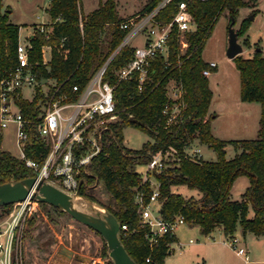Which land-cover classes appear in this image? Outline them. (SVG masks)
<instances>
[{
	"label": "trees",
	"instance_id": "1",
	"mask_svg": "<svg viewBox=\"0 0 264 264\" xmlns=\"http://www.w3.org/2000/svg\"><path fill=\"white\" fill-rule=\"evenodd\" d=\"M159 1L148 0L145 9L153 8ZM175 2L173 0L162 7L158 17L171 19L176 11ZM189 4L197 25L186 32V52L181 53L179 36L174 29L170 40L172 63L165 66L161 56L153 59L149 65L151 77L145 80L142 89H139L136 79L121 80L117 73L118 68L132 58L134 47L125 44L116 51L129 30L118 24L124 17L119 14L116 0H101L98 7L86 14L82 11L80 0H49L50 34L47 36L46 32L37 29L31 37V61L45 79H52L62 88L73 83L85 84L112 55L104 79L114 86L118 119L104 131L100 152L93 157L86 170H82L86 182L82 183L80 194L101 203L118 218L121 225H128V230L121 229V239L138 264H162L170 252L171 243L177 240L176 235L164 234L151 247L147 240L148 227L142 226L135 202L138 187H144L147 194L152 190L150 181L142 183L137 164L147 163L155 151L170 144L178 148V153L171 155L164 168L155 174L160 182L161 210L165 219L173 220L182 214L187 223L199 226L203 234H210L218 226L222 227L227 237L235 235L239 228L244 235L264 234V55L260 48L249 56L240 53L233 58L240 71L241 98L261 103L258 136L240 139L216 136L211 130L214 114L209 112V106L213 91L209 76L203 72L209 67V62L203 57V49L223 8L229 7L232 17H236L238 8L246 1L189 0ZM248 21L241 23L239 35L245 33ZM19 31L20 25L10 20V9H3L0 0V77L16 62ZM64 35L69 46L66 56L56 48ZM43 44L53 45L47 64L42 63ZM215 69L213 67L212 71ZM174 71L186 88V105L182 120L166 125L165 116L161 113L167 98L164 85L167 76ZM40 99L44 100L42 87L38 88L33 99L19 97L18 102L26 116H37L41 110ZM130 124L151 135V139L140 148L130 147L124 142L123 128ZM27 129V153L43 162L49 144L39 135L36 123H29ZM195 135L201 143L217 151L216 159L194 160L185 155L183 148ZM2 138L0 130V183L36 175L37 172L26 166L23 159L2 147ZM228 142L233 143L236 150L230 158L226 156L225 149ZM240 175L248 176L249 185L240 198H232L231 187ZM99 181H103L110 193L108 202H103L93 192ZM177 184L197 188L201 195L187 196L173 190ZM39 202L43 206L48 204ZM12 205L13 202L0 205V219L10 212ZM55 208L66 213L57 206ZM250 210L254 212L252 217L249 216ZM34 223L35 218L30 219L29 228ZM148 256H151L149 262L146 261ZM103 257L106 264H114L105 240Z\"/></svg>",
	"mask_w": 264,
	"mask_h": 264
},
{
	"label": "built area",
	"instance_id": "2",
	"mask_svg": "<svg viewBox=\"0 0 264 264\" xmlns=\"http://www.w3.org/2000/svg\"><path fill=\"white\" fill-rule=\"evenodd\" d=\"M171 1L173 0H160L153 8L124 17L118 22L120 27L129 30L116 51L125 44H131V39L139 32L143 37L142 43L131 44L134 47L132 58L117 70L121 80L136 79L139 89H142L145 80L151 77L149 65L153 59L161 56L164 58L165 66L172 63L170 40L173 30H177L181 53H185L188 47L186 32L197 25L189 0H176V11L171 19L159 18V10ZM51 28V22H43L35 27L25 41L20 40L19 36L16 62L0 77V126L15 124L16 143L19 147L17 156L23 159L26 166L37 172L36 176L72 194L74 199L85 198L80 194V187L86 182L81 172L86 170L93 157L100 152L104 131L109 128L111 122L118 119L114 86L104 79L112 55L85 84L73 83L67 88H62L61 84H55L52 79H45L30 59L31 37L35 31L40 29L49 36ZM56 48L63 55L68 54L67 36L60 38ZM47 49L50 50L48 58L45 57ZM52 49L51 44L42 45L43 64H47L50 60ZM208 62L209 67L203 70L206 75L217 66L216 60ZM45 83L47 87L45 90L42 89L44 100H39L41 110L37 116H26L22 105L18 102L19 97H26L24 87L32 86L35 89L33 95L27 97L33 99L38 88ZM164 88L167 98L162 104L161 113L165 116L167 125L182 120L183 108L186 105L184 97L186 88L175 71L167 76ZM29 123H36L39 135L49 144L43 162L27 153ZM183 151L191 159L203 158L201 145H192L190 138ZM177 153L178 148L173 144L155 151L146 163V170L141 172L142 183L150 181L152 190L147 194L144 187H138L135 191V202L138 204L141 224L148 227L147 240L151 247L162 235H175L177 227L186 223L182 214L173 220H167L162 216L160 182L155 176L164 168L166 160ZM38 203L39 200L31 197L15 201L11 211L0 220V264H20L22 258L20 249L25 226L31 213L37 210ZM121 229L128 230L129 227L127 224H122ZM225 243L246 260L248 259L247 249L241 236L235 234L228 237ZM146 261H151V256H148Z\"/></svg>",
	"mask_w": 264,
	"mask_h": 264
},
{
	"label": "rangeland",
	"instance_id": "3",
	"mask_svg": "<svg viewBox=\"0 0 264 264\" xmlns=\"http://www.w3.org/2000/svg\"><path fill=\"white\" fill-rule=\"evenodd\" d=\"M100 1L80 0L83 13L86 14L98 7ZM116 1L119 14L123 17L143 11L148 2V0ZM245 1L246 4L238 8L234 24L235 29L239 30L241 23L249 20L245 33L239 35V41L243 45L242 54L249 56L256 49L261 48L264 55V0ZM1 2L3 9H10V20L20 25L19 36L22 41L27 39L36 23L51 20L47 11L49 0H1ZM231 19V10L226 6L220 12L203 49L204 59L217 61L216 69L209 74L210 86L213 90L211 110L214 115H217L212 119V127L217 136L223 139L252 138L258 136L261 103L241 98L240 71L235 60L227 53ZM142 41L143 37L139 32L130 43L140 44ZM45 57H50L49 49L46 50ZM41 87L45 90L47 84ZM34 90L32 86H25L24 95L31 97ZM0 130L3 134L2 147L17 155L19 147L16 143L15 124L0 126ZM123 135L125 144L133 148H140L145 141L151 139V135L146 130L132 124L123 128ZM190 143L201 145L203 158H217V151L212 146L201 143L197 136L190 138ZM225 149L226 156L229 158L236 153L231 142L226 144ZM136 168L144 172L147 168L146 163L137 164ZM248 185L247 175L238 176L231 187L232 198H240ZM173 190L187 196L201 195L199 189L190 188L185 184L174 185ZM93 192L103 202H108L110 199V193L103 181H99ZM75 204L87 212H93V204L101 210L106 208L97 201L89 202L86 197L79 198ZM32 218H35V223L29 228L28 223ZM176 232L181 240L189 242L192 238L194 244L197 243L198 238H202L199 230L189 223L179 225ZM103 244L102 236L92 228L77 221L68 213L59 212L52 204L43 206L39 202L37 210L31 213L25 226L20 249L22 255L20 264H106L103 257Z\"/></svg>",
	"mask_w": 264,
	"mask_h": 264
},
{
	"label": "water",
	"instance_id": "4",
	"mask_svg": "<svg viewBox=\"0 0 264 264\" xmlns=\"http://www.w3.org/2000/svg\"><path fill=\"white\" fill-rule=\"evenodd\" d=\"M235 22L236 18L233 16L229 24V46L227 49L231 58L243 51L238 30L234 27ZM28 197L57 206L77 221L99 232L107 244L109 256L114 264H138L122 242L121 224L118 218L107 208L101 210L100 207L93 204V212L81 210L75 204L72 194L36 175L0 183V205ZM87 200L91 203L94 202L91 198H87Z\"/></svg>",
	"mask_w": 264,
	"mask_h": 264
},
{
	"label": "crops",
	"instance_id": "5",
	"mask_svg": "<svg viewBox=\"0 0 264 264\" xmlns=\"http://www.w3.org/2000/svg\"><path fill=\"white\" fill-rule=\"evenodd\" d=\"M50 21L51 20L44 23H50ZM38 24L40 23H36L33 26L30 35ZM209 112H213L211 110V102ZM216 116L215 114L214 117ZM212 123L213 121H211V130L217 136L212 127ZM257 129H259V126ZM253 214L254 212L250 210L249 216L252 217ZM184 224L188 223L186 222ZM190 225L199 230L202 234V238H198L197 243L194 244V242L192 243L191 241L192 238H190L189 242H186L181 240L176 232L175 235L177 240L171 243L170 252L162 264H264V234L255 235L254 233H247L244 235L242 229H238L236 235L242 237L247 249L248 259L246 260V258L238 254L225 243L228 237L223 232L221 226L216 227L210 234H203L199 226Z\"/></svg>",
	"mask_w": 264,
	"mask_h": 264
},
{
	"label": "bare ground",
	"instance_id": "6",
	"mask_svg": "<svg viewBox=\"0 0 264 264\" xmlns=\"http://www.w3.org/2000/svg\"><path fill=\"white\" fill-rule=\"evenodd\" d=\"M78 199H79V198H75V199H74L75 203H76V201H77Z\"/></svg>",
	"mask_w": 264,
	"mask_h": 264
}]
</instances>
